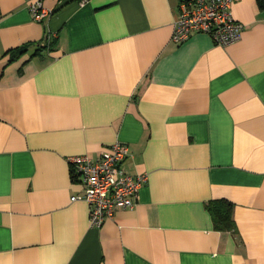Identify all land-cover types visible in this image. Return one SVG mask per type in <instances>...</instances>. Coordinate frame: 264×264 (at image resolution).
Segmentation results:
<instances>
[{
  "label": "crops",
  "instance_id": "1",
  "mask_svg": "<svg viewBox=\"0 0 264 264\" xmlns=\"http://www.w3.org/2000/svg\"><path fill=\"white\" fill-rule=\"evenodd\" d=\"M30 1L0 0V264H264V0L226 47L172 43L179 0ZM116 141L147 180L93 228L68 158Z\"/></svg>",
  "mask_w": 264,
  "mask_h": 264
},
{
  "label": "built area",
  "instance_id": "2",
  "mask_svg": "<svg viewBox=\"0 0 264 264\" xmlns=\"http://www.w3.org/2000/svg\"><path fill=\"white\" fill-rule=\"evenodd\" d=\"M238 0H179L178 13L172 26L170 41L181 44L193 33L208 34L215 44L226 47L241 40L243 25L233 19L230 8ZM28 9L33 20L41 21L51 11L43 8L42 0H32ZM129 154L121 142H114L96 158H68L71 175L80 177L82 191L71 201H83L88 207L89 226L99 228L112 220L119 210L133 209L138 191L146 182L145 174L135 176L122 168Z\"/></svg>",
  "mask_w": 264,
  "mask_h": 264
},
{
  "label": "trees",
  "instance_id": "3",
  "mask_svg": "<svg viewBox=\"0 0 264 264\" xmlns=\"http://www.w3.org/2000/svg\"><path fill=\"white\" fill-rule=\"evenodd\" d=\"M44 47L38 48L33 55L39 54ZM25 49H21V51H24ZM229 204L225 203L223 200L218 201H212L207 204V210L213 217L214 227L217 230H231L233 228V222L230 220V210H229Z\"/></svg>",
  "mask_w": 264,
  "mask_h": 264
}]
</instances>
